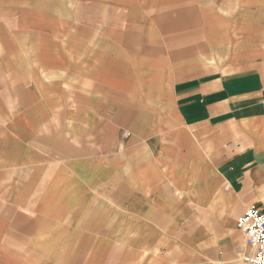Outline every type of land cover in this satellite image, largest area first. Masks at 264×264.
Wrapping results in <instances>:
<instances>
[{
	"label": "crops",
	"instance_id": "1",
	"mask_svg": "<svg viewBox=\"0 0 264 264\" xmlns=\"http://www.w3.org/2000/svg\"><path fill=\"white\" fill-rule=\"evenodd\" d=\"M264 0H0V264H252Z\"/></svg>",
	"mask_w": 264,
	"mask_h": 264
},
{
	"label": "built area",
	"instance_id": "2",
	"mask_svg": "<svg viewBox=\"0 0 264 264\" xmlns=\"http://www.w3.org/2000/svg\"><path fill=\"white\" fill-rule=\"evenodd\" d=\"M238 228L244 233L246 243L256 249L255 256L250 259L252 264H264V213L256 207H250L240 217Z\"/></svg>",
	"mask_w": 264,
	"mask_h": 264
}]
</instances>
